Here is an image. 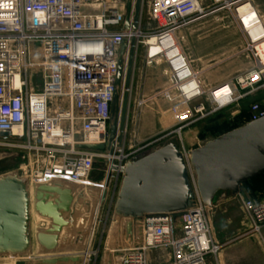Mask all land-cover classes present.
Returning <instances> with one entry per match:
<instances>
[{"label":"built area","instance_id":"obj_1","mask_svg":"<svg viewBox=\"0 0 264 264\" xmlns=\"http://www.w3.org/2000/svg\"><path fill=\"white\" fill-rule=\"evenodd\" d=\"M254 2L152 0L150 15L155 29L148 33L141 27L136 35L138 49L140 45L148 47L151 65L163 58V52L153 55V45L163 46L180 31L210 16H233L245 40L242 54L251 57L253 66L208 92L196 79L197 91L188 104L206 96L213 106L207 112L203 104H197L194 114L201 115V119L238 108L249 98L264 93V20ZM126 15L123 0H0V150L23 158L20 176L35 190L43 184L61 182L82 189L94 187L92 175L101 164L105 181L99 207L107 204L112 211L122 180L120 170L134 158L173 142L190 167L192 149L184 131L198 121L189 122L195 117L193 113L182 120V124L189 123L167 130L139 147L127 149L123 144L113 155L106 149L84 148L109 146L120 47L135 37L124 29ZM151 40L155 42L151 44ZM169 67L170 90L174 91L177 85L172 80L179 70ZM35 74L41 79L40 86L34 83ZM171 93H164L165 100H172ZM145 103L141 101L139 105ZM263 116L264 107L253 104L251 121ZM112 166L117 170L112 172L107 187ZM191 177L197 196L195 212L188 211L178 224L171 215L144 219L143 244L125 249L120 264H152L149 254L157 250L171 252L167 264H221L223 250L232 241L222 243L216 237L209 221L210 210L199 196L193 172ZM105 192L107 198L102 204ZM239 196L251 224L244 236H260L264 197L252 200Z\"/></svg>","mask_w":264,"mask_h":264},{"label":"water","instance_id":"obj_2","mask_svg":"<svg viewBox=\"0 0 264 264\" xmlns=\"http://www.w3.org/2000/svg\"><path fill=\"white\" fill-rule=\"evenodd\" d=\"M143 4L144 0L128 2L124 29L132 31L135 37L131 41L125 40L120 47L109 146L88 145L84 148L106 149L113 155L116 148L124 144L138 56L136 35L142 24ZM192 147L190 167L177 144L171 142L134 158L120 170L122 180L113 214L121 226L138 227L135 240L127 248L143 244L144 219L171 215L178 224L188 211L195 212L197 196L191 172L199 196L209 210L215 208L220 193L246 198L243 186L264 173V116L201 146L193 144ZM116 170L114 166L110 168L107 187L112 172ZM78 196L80 194H76L74 188H66L61 183L36 188L35 210L40 217L50 220L51 226L37 234L40 256L46 258L25 264H85L84 256L66 255L68 251L60 244L64 230H69L74 222ZM106 198L107 192L102 204ZM30 209L27 182L19 175L0 177V257H25L30 253Z\"/></svg>","mask_w":264,"mask_h":264},{"label":"rangeland","instance_id":"obj_3","mask_svg":"<svg viewBox=\"0 0 264 264\" xmlns=\"http://www.w3.org/2000/svg\"><path fill=\"white\" fill-rule=\"evenodd\" d=\"M103 1L113 3L115 0H100V2ZM123 1L127 2L128 0ZM131 1L135 2L136 0ZM151 2L152 0H144L141 24L143 32L148 33L149 29L150 31L155 29V24L152 23L150 15ZM254 3L261 17L264 19V0H255ZM182 34L190 37L189 43L184 44L182 41L180 42L181 48H183L182 52H185L188 61H190L188 58L190 53L196 56L201 55L211 60V65L214 67L210 70V73L212 72V77L210 78L215 81L226 79H232L231 81H233L240 75L234 73L233 70L235 67L246 65L249 69L253 66L251 57L247 54H242L245 40L240 27L230 14L222 13L210 16L193 25L188 30H184ZM176 38H178L177 35ZM185 45H187V47ZM147 51L148 47L146 45H140L136 59L138 72L135 88L138 87V89L142 90L148 86L149 75L151 79L154 80L151 81V84L155 82V85H161L162 87L167 86L168 88L167 90L163 89L156 92L154 96L149 99L151 102H146L147 105L146 103L141 106L139 105L141 101H145L142 98L137 101V105H134L131 101L130 111H132L131 113H136V115L133 117V114H131L130 121L128 122L124 141L127 149L129 147H139L160 136L167 130H177L196 119H198V121L187 127L184 134L185 136L189 132L197 134L199 138L195 143V147H198L222 134L244 125L246 123V118H244V116L248 112H250L251 115L253 104L259 103L264 107V93H259L245 101L246 103L243 102L238 108L234 107L222 110L201 119V115L194 114L197 104H203L207 112L213 110V106L208 102L207 97L204 96L197 101L191 102L188 106L183 105L181 97L177 93L175 94L173 90H170L171 71L167 60L162 58L160 63L155 61L153 64L149 65ZM199 70L202 71L201 69ZM194 71L198 74V71L195 69ZM34 76V83L41 84L39 75L35 74ZM200 80L202 81L201 77ZM37 89L39 90V88ZM168 92H172V100L170 102L167 101L169 105H159V98L165 100L163 95ZM188 108L190 109L189 111ZM190 111L195 115L194 119L182 124V120L184 121L186 120L185 118L191 116V113L188 115ZM249 121H251V118ZM187 143L188 146L193 149L192 145L194 141L189 143L187 140ZM23 163L24 160L22 157L9 155L0 150V177L8 175L20 176L19 169ZM103 169V165L98 164L92 175V180H98V185L101 186L89 187V190L98 193V197L95 199L90 196V198L88 197L89 205L87 208L81 209L82 211L78 214V218L75 219L74 224L68 230V232L72 233L82 230L90 232L94 224L92 242L88 246V250L91 253L89 256H86V264H120L122 253L127 249L126 246L131 244L137 236V226H121L120 221L114 216L113 210H109V206L99 207V204H97L102 185L105 181V172ZM24 180L28 181L25 178ZM221 194L222 193L219 195ZM91 201L92 203H90ZM238 210V204L231 203L230 207L223 208L222 210L220 209V211H209V221L216 237L220 233H232V231L234 232L237 229L236 225L241 220V213H239ZM263 253L264 251L261 253L259 250H254V255L262 256ZM36 257L37 256H35L34 259L28 256L0 257V264H24L26 261L35 260Z\"/></svg>","mask_w":264,"mask_h":264},{"label":"crops","instance_id":"obj_4","mask_svg":"<svg viewBox=\"0 0 264 264\" xmlns=\"http://www.w3.org/2000/svg\"><path fill=\"white\" fill-rule=\"evenodd\" d=\"M128 2H129V0L126 2L127 10H128ZM188 29H185V30H188ZM183 32H184V30L180 31L177 34V37H178L177 40H178L179 44L181 41L184 44L189 43L190 37H187L186 35L182 34ZM180 46H181V44H180ZM185 46L187 47V45H185ZM182 50H183V48H182ZM183 53L185 54L184 51H183ZM185 56H186V54H185ZM188 58L190 60L189 62L191 64L192 68L194 67L193 69L198 71V74L202 79L204 89L206 91H209L212 88H214V87H216L222 83L229 82L232 80V79L231 80L226 79V80L215 81L212 78H210V77H212V75H211L212 72L210 73V70L214 66L211 65V60H208L207 58L202 57L201 55L196 56V55L190 53ZM199 69H201L202 71H200ZM249 69L247 68L246 65H243V66L241 65V66L235 67L233 71L235 74L241 75V74L246 73ZM137 72H138V67L136 65L134 78H133V88L131 91V94H132L131 95L132 96L131 101L134 105H137V101L141 100V98L143 100H145L147 103L151 102L149 99H151L152 96H154V94L156 92H159L163 89L167 90V88H168L167 86L162 87L161 85H155V82H152V84H151V81H154V80L151 79L150 75L148 76V80H149L148 86H146L142 90L138 89V87L135 88ZM159 99H160L159 105H163V106L169 105L167 100H164L163 98H159ZM147 103H146V105H147ZM244 103H246V102H244ZM183 105H185V104H183ZM189 110L190 109L188 108V111ZM131 112L132 111H130L129 119L131 117V114H133V117H135V115H136V113H134V112L131 113ZM190 113H191V111L188 112V115H190ZM244 118H246L245 119L246 123L249 122V119L251 118L250 112H248L244 116ZM186 138L189 141V143L194 141V144H195L197 142L199 136L193 132H189L188 134H186ZM260 180H261V178L250 180L248 183H246L243 186L244 195L248 199L255 200V199L264 197V177L262 178L263 182H261L263 184H261L259 186V188L256 187L259 183L257 181H260ZM93 182L96 184L95 186H97V187L101 186V185H98V182H99L98 180L93 181ZM61 184H63V186L66 188L67 187L74 188L76 194H78V193L82 194V191H84L82 188L77 187V186L72 185V184L67 183V182H61ZM86 202H89V201L86 200ZM90 203H92V202H90ZM231 203H237L238 204V206H239L238 211H239V213H241V220L236 225L237 229L234 232L232 231V233H226V234L220 233L219 235H217L218 240L222 243L232 241L230 244L226 245V247L223 250V253L221 256V264H264V256H263L264 253L262 256L261 255H259V256L254 255V250H259L261 253L264 251V226L262 228L260 236H253V235L252 236H250V235L244 236L246 233H248L250 231L251 224H250V221L247 218V216L244 214L242 203L240 202V196L233 197L232 195H230L228 193H222L221 195H218L216 198L215 208L213 209V211H220V209L222 210L223 208L230 207ZM97 204H99V199L97 201ZM107 206H109V205L106 204L105 207H107ZM87 235H88V231L86 232L85 230L76 231L73 233L68 232L66 238L64 240H61V242H60V244L62 245V249L68 251V253H69L66 255H71L74 252L78 253L80 255L88 254L89 250H88V245H87ZM149 259H150V262L152 264H167L171 260V252L169 250L153 251L149 254Z\"/></svg>","mask_w":264,"mask_h":264},{"label":"bare ground","instance_id":"obj_5","mask_svg":"<svg viewBox=\"0 0 264 264\" xmlns=\"http://www.w3.org/2000/svg\"><path fill=\"white\" fill-rule=\"evenodd\" d=\"M262 19H263V17H262ZM154 42H155V40H151L150 43L153 44ZM151 52L153 53V55H157V54L163 52V58L167 60L168 64L170 66H172L173 68H176L177 70H179L177 72L178 75H175V79L172 80L173 84L175 86L177 85V87L174 88L176 90V91L174 90V92H178L177 94L181 96L183 104L189 105L188 102H189L191 95H193L197 91V90H194V88L197 86L196 82H198L197 80H200V77L194 71V69L192 68L187 57L182 52V48H181L176 36H174L172 39L166 40L163 43V46H154L153 45ZM156 62L160 63L161 58H157ZM26 182L28 184L30 201H31L30 233H31V238H32L31 251L27 256L29 258L31 257L32 259H34L35 256H37L35 260L24 262V263H29V262H35L37 259H40V258H46L45 256H40V246H39L38 241H37V234L40 230L49 228L51 226V221L44 219L37 214V212L35 210V204H36L35 187L31 182H29V181H26ZM83 190L84 191H82V194L80 193V196H78V198L76 200V205H75V210H74V218H73L74 221H75V219L78 218V214L82 211L81 209L87 208V206L89 205L88 202H86V200H88L90 197H92L94 199L98 197V193H95V191L89 190V188H85ZM102 192H101L100 196H102V194H103ZM81 195L83 197H81ZM73 224H74V222L71 225H73ZM93 228H94V224L91 227L90 232H88V235H87V245L88 246L92 242V237H93L92 235L94 233ZM67 233H68V230H64V233L62 234L61 240H64L66 238ZM90 253L91 252L89 251L88 254L81 255V256H84L86 258V256L90 255ZM71 255H80V254L74 252ZM7 257H11V256H7ZM16 257H19V256H16ZM3 258H5V257H3ZM86 263H87V258L85 259V264Z\"/></svg>","mask_w":264,"mask_h":264},{"label":"trees","instance_id":"obj_6","mask_svg":"<svg viewBox=\"0 0 264 264\" xmlns=\"http://www.w3.org/2000/svg\"><path fill=\"white\" fill-rule=\"evenodd\" d=\"M250 120V119H249ZM264 177V173H262V174H260L259 176H257V177H255L254 179H258V178H261V180L260 181H257V182H259L258 183V185L256 186V187H258L259 188V186L261 185V184H263V183H261V182H263L262 181V178ZM253 180V179H252ZM248 183V182H247Z\"/></svg>","mask_w":264,"mask_h":264}]
</instances>
